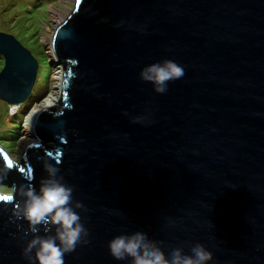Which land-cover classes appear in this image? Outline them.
<instances>
[{"label": "water", "instance_id": "1", "mask_svg": "<svg viewBox=\"0 0 264 264\" xmlns=\"http://www.w3.org/2000/svg\"><path fill=\"white\" fill-rule=\"evenodd\" d=\"M51 48L60 105L33 117L25 171L0 146V187L38 186L59 160L88 229L64 264H124L107 241L136 230L165 250L199 241L209 264H264V0H75ZM0 55V99L22 105L37 62L3 32ZM163 59L190 75L157 93L138 73ZM13 195L0 264H27Z\"/></svg>", "mask_w": 264, "mask_h": 264}, {"label": "clouds", "instance_id": "2", "mask_svg": "<svg viewBox=\"0 0 264 264\" xmlns=\"http://www.w3.org/2000/svg\"><path fill=\"white\" fill-rule=\"evenodd\" d=\"M138 75L151 83L155 92L163 93L169 81L187 78L190 72L175 60L163 59L144 65ZM10 106L16 110L21 105ZM58 164L59 160L42 162L45 175L38 186L29 183L0 187V200L12 201L14 193L19 197L13 204L10 219L26 225L21 255L27 264H64L66 253L77 244L88 242V229L77 211L84 205L73 199V186L63 180ZM28 179L31 180L30 175ZM107 249L114 260L124 264H209L212 260V252L199 241L192 243L187 251L181 245L165 250L162 242L141 230L112 236Z\"/></svg>", "mask_w": 264, "mask_h": 264}, {"label": "rangeland", "instance_id": "3", "mask_svg": "<svg viewBox=\"0 0 264 264\" xmlns=\"http://www.w3.org/2000/svg\"><path fill=\"white\" fill-rule=\"evenodd\" d=\"M74 1L0 0V32L12 35L37 62L36 77L27 100L13 110L12 106L0 99V146L10 151L8 156L13 162L20 161L23 154L25 147L20 145V141L25 134L24 122L31 108L37 106L35 103L43 105L55 97L57 72H62V69L50 54L51 48L46 38H52L56 25L69 15ZM2 67L3 61L0 62V70ZM56 104L58 99L52 106ZM16 127H19L21 135L13 144L11 137Z\"/></svg>", "mask_w": 264, "mask_h": 264}, {"label": "bare ground", "instance_id": "4", "mask_svg": "<svg viewBox=\"0 0 264 264\" xmlns=\"http://www.w3.org/2000/svg\"><path fill=\"white\" fill-rule=\"evenodd\" d=\"M56 24H58V22ZM56 24H54V25H56ZM51 39L52 38H50V37L46 38V41L48 42L49 49L51 48ZM50 54L53 57L52 48H51ZM60 80H61V72L58 71L57 72V81H56V90H55V97H54V99L53 98L48 99L43 105H40L38 103H35V106L36 105L37 106L35 108L33 106L31 108L32 109L31 112L27 115V117L25 119V122H24V132H25V134H24V136L22 137V139L20 141V143H21L20 145H22L23 147H25V146L30 145L31 143H33V141H32L33 139H32V136H31V133H32L31 132L32 131V129H31V123H32L33 117L36 114H38L40 111H42L43 109L52 106L56 102V100L58 99L57 97L59 96Z\"/></svg>", "mask_w": 264, "mask_h": 264}, {"label": "trees", "instance_id": "5", "mask_svg": "<svg viewBox=\"0 0 264 264\" xmlns=\"http://www.w3.org/2000/svg\"><path fill=\"white\" fill-rule=\"evenodd\" d=\"M2 61H3V59H2V57H1V55H0V62L2 63ZM69 67H67V69H68ZM61 99H62V96H61ZM59 100V103H61L62 102V100ZM60 104H58L57 106H55V107H52L51 108V110L54 112V111H56V107H58ZM19 125V124H18ZM20 135H21V132H20V129H19V127H16V132L13 134V136L11 137V140H12V142H13V144H14V142L16 143L17 141H18V139H19V137H20ZM3 147V146H2ZM45 149H47V150H50L51 149V146H49L48 144H45ZM5 148V147H4ZM6 149V148H5ZM7 150V149H6ZM7 152H8V154H9V152L10 151H8L7 150ZM14 163V162H13ZM15 165L14 166H16L17 168H18V170H22V171H25L26 170V168H27V164H26V162H25V153H24V155H23V158L19 161H15V163H14Z\"/></svg>", "mask_w": 264, "mask_h": 264}, {"label": "snow or ice", "instance_id": "6", "mask_svg": "<svg viewBox=\"0 0 264 264\" xmlns=\"http://www.w3.org/2000/svg\"><path fill=\"white\" fill-rule=\"evenodd\" d=\"M11 164V162H9Z\"/></svg>", "mask_w": 264, "mask_h": 264}, {"label": "flooded vegetation", "instance_id": "7", "mask_svg": "<svg viewBox=\"0 0 264 264\" xmlns=\"http://www.w3.org/2000/svg\"><path fill=\"white\" fill-rule=\"evenodd\" d=\"M21 144V143H20Z\"/></svg>", "mask_w": 264, "mask_h": 264}]
</instances>
